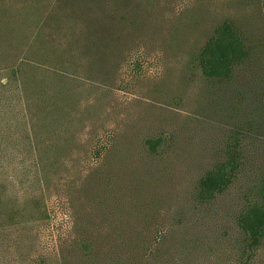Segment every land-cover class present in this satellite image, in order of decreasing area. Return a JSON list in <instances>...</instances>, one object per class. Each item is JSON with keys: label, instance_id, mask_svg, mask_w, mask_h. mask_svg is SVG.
Instances as JSON below:
<instances>
[{"label": "rangeland", "instance_id": "374dc122", "mask_svg": "<svg viewBox=\"0 0 264 264\" xmlns=\"http://www.w3.org/2000/svg\"><path fill=\"white\" fill-rule=\"evenodd\" d=\"M224 21L247 57L208 79L197 56ZM5 74L6 100L45 92L24 152L45 166L0 173V264H264V233L249 250L236 223L264 185V0H0ZM229 158L232 184L199 201Z\"/></svg>", "mask_w": 264, "mask_h": 264}, {"label": "trees", "instance_id": "16d2710c", "mask_svg": "<svg viewBox=\"0 0 264 264\" xmlns=\"http://www.w3.org/2000/svg\"><path fill=\"white\" fill-rule=\"evenodd\" d=\"M246 57L247 50L242 35L232 23L224 21L214 28L211 36L201 47L197 61L204 77L229 79L233 68L242 63ZM29 64L33 69L37 67L36 64L40 67L36 61ZM12 66L3 71L10 72L14 77V68L23 72L22 67H25V63L21 67ZM8 76L5 74L0 79L2 88L7 87ZM31 89L32 87L25 82L20 88L16 87L17 94L13 98L9 96L6 100L4 96L0 97V173L5 168L15 166H45L42 163L44 159L42 155L32 159V163H28L30 154L24 153L31 152L33 146H39L42 139L40 137L45 136V92L32 94ZM5 118L7 119L4 120ZM148 143L154 149L160 141L156 139ZM40 150L45 148L40 147ZM237 164L236 160L229 158L207 171L197 181L196 198L202 202H210L217 195L224 193L233 182ZM236 223L247 238L249 250L257 247L264 233V185L259 197L239 213Z\"/></svg>", "mask_w": 264, "mask_h": 264}]
</instances>
